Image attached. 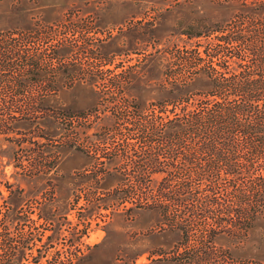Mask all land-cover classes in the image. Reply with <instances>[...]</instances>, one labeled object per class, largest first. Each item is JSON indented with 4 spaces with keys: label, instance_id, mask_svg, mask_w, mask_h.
<instances>
[{
    "label": "rangeland",
    "instance_id": "374dc122",
    "mask_svg": "<svg viewBox=\"0 0 264 264\" xmlns=\"http://www.w3.org/2000/svg\"><path fill=\"white\" fill-rule=\"evenodd\" d=\"M243 18L242 0H0V264H264V203L160 191L228 176L163 117L211 88Z\"/></svg>",
    "mask_w": 264,
    "mask_h": 264
},
{
    "label": "trees",
    "instance_id": "16d2710c",
    "mask_svg": "<svg viewBox=\"0 0 264 264\" xmlns=\"http://www.w3.org/2000/svg\"><path fill=\"white\" fill-rule=\"evenodd\" d=\"M242 5L244 18L236 29L232 28L224 35L225 46L218 45L229 59L220 65L224 71L210 67L211 88L196 93L198 97L179 99L190 103L192 109H182L179 113L165 109L163 117L165 127L173 129L166 133V137H196V143L201 147L190 151L220 155L228 176H170L160 186L164 197L169 196L167 191L175 187L178 191L176 201L218 203L212 191L224 187L240 189L241 203L253 200L264 203V0H242ZM210 51V57L217 55L216 48ZM177 143L178 148L168 153H184L183 142ZM217 144H221L222 149L218 150ZM240 152L246 154L242 168L246 173L254 171L257 177L237 176L232 159ZM193 187L199 193H191Z\"/></svg>",
    "mask_w": 264,
    "mask_h": 264
},
{
    "label": "flooded vegetation",
    "instance_id": "af4514ba",
    "mask_svg": "<svg viewBox=\"0 0 264 264\" xmlns=\"http://www.w3.org/2000/svg\"><path fill=\"white\" fill-rule=\"evenodd\" d=\"M86 122V121H85ZM87 123H90L91 125H95V124H99L100 123V121L99 120H93V121H87ZM86 123V124H87ZM105 150H107V149H105Z\"/></svg>",
    "mask_w": 264,
    "mask_h": 264
}]
</instances>
